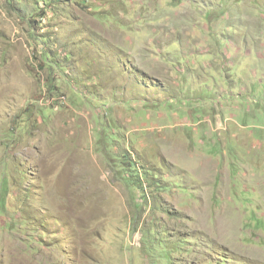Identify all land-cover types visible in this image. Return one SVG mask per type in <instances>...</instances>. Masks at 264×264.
Segmentation results:
<instances>
[{
	"label": "rangeland",
	"instance_id": "374dc122",
	"mask_svg": "<svg viewBox=\"0 0 264 264\" xmlns=\"http://www.w3.org/2000/svg\"><path fill=\"white\" fill-rule=\"evenodd\" d=\"M0 264H264V0H0Z\"/></svg>",
	"mask_w": 264,
	"mask_h": 264
},
{
	"label": "bare ground",
	"instance_id": "6f19581e",
	"mask_svg": "<svg viewBox=\"0 0 264 264\" xmlns=\"http://www.w3.org/2000/svg\"><path fill=\"white\" fill-rule=\"evenodd\" d=\"M104 198V197H103Z\"/></svg>",
	"mask_w": 264,
	"mask_h": 264
}]
</instances>
